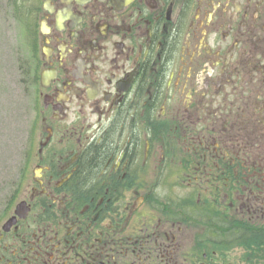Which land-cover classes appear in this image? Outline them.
<instances>
[{"label": "flooded vegetation", "instance_id": "1", "mask_svg": "<svg viewBox=\"0 0 264 264\" xmlns=\"http://www.w3.org/2000/svg\"><path fill=\"white\" fill-rule=\"evenodd\" d=\"M0 57L40 122L0 264H211L262 234L264 0H0Z\"/></svg>", "mask_w": 264, "mask_h": 264}, {"label": "rangeland", "instance_id": "2", "mask_svg": "<svg viewBox=\"0 0 264 264\" xmlns=\"http://www.w3.org/2000/svg\"><path fill=\"white\" fill-rule=\"evenodd\" d=\"M25 58L24 51L21 55ZM0 57V182L5 181L6 173L22 166V153L27 150L28 137L38 134L40 122L33 112L34 95L32 87L22 85L16 73L17 59L3 63ZM17 74H15V73ZM25 83V82H24ZM27 87V91H24ZM200 246H201V240ZM201 246L199 259L208 250L207 260L211 264H264V225L262 234L252 235L237 245L220 249L211 257V249ZM211 257V258H210ZM199 264V263H198Z\"/></svg>", "mask_w": 264, "mask_h": 264}, {"label": "trees", "instance_id": "3", "mask_svg": "<svg viewBox=\"0 0 264 264\" xmlns=\"http://www.w3.org/2000/svg\"><path fill=\"white\" fill-rule=\"evenodd\" d=\"M233 240V239H232Z\"/></svg>", "mask_w": 264, "mask_h": 264}]
</instances>
